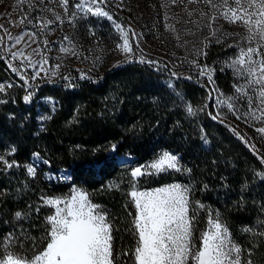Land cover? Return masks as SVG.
Instances as JSON below:
<instances>
[{
	"label": "trees",
	"instance_id": "16d2710c",
	"mask_svg": "<svg viewBox=\"0 0 264 264\" xmlns=\"http://www.w3.org/2000/svg\"><path fill=\"white\" fill-rule=\"evenodd\" d=\"M137 60H123L119 67L104 66L99 70L71 66L54 86L40 84L39 92L49 89L56 98L50 119L41 125L33 120L34 104L25 103L23 92L0 105V152L15 148L9 158L18 165L37 152L48 165L70 169L67 180L47 179L44 163L34 177L22 165L17 167L20 172H0V243L11 233L13 252L27 256L38 252L47 243L46 217L51 212L41 197L62 194L72 185L84 184L92 199L109 212L118 264H133L131 251L136 241L130 229L135 209L127 195L128 172L115 162V157L130 152L138 160H148L166 147L178 150L180 164L191 172L169 170L155 175L154 182L179 179L187 183L193 203L199 201L206 209L223 215L233 238L245 250L244 259L251 250L252 264H264V235L243 231L249 227L256 233L264 232L259 212L264 207V179L257 175L264 173V164L226 126L231 125L229 122L211 118L209 113L215 107L208 100V83L185 72H175L178 78L174 77L162 62L148 65ZM81 72L88 78L80 79ZM224 75L218 72L216 79L228 88L230 79ZM64 76L70 77L75 87H67ZM189 76L191 79H187ZM169 78H173L172 87ZM205 103L209 107L201 111ZM8 104L12 109H23L28 118L4 116ZM188 105L195 110L194 115L188 114ZM109 184L113 187L109 188ZM206 209L193 208L197 231L207 226ZM18 211L22 219L16 218ZM125 251L128 256L122 255Z\"/></svg>",
	"mask_w": 264,
	"mask_h": 264
},
{
	"label": "snow or ice",
	"instance_id": "6c2138e0",
	"mask_svg": "<svg viewBox=\"0 0 264 264\" xmlns=\"http://www.w3.org/2000/svg\"><path fill=\"white\" fill-rule=\"evenodd\" d=\"M52 2L53 0H49V3L45 0H15L14 8L18 15L0 12V60H5L8 67L23 81L27 92L23 97L25 103H30L34 95L33 91H29L33 87L30 80L35 81L41 77V73L49 78L59 73L60 63L49 65L48 53L51 48L47 33L52 30L51 25L57 22L63 25L65 18L69 24L74 22L78 14H83L85 18L93 16L112 21L122 40V43L116 45L117 49L124 55L125 62H134L135 53L130 41H136L137 34L130 28L125 30L114 22L112 15L102 7L106 0H77L71 5L74 9L71 12L70 0H54V3L63 10V15L49 6ZM171 2L175 4L177 0ZM187 2L189 4L202 2L210 9V13L202 11L201 15L208 17L207 27L212 30V35L219 31L218 28H213L219 18L231 24L242 25L247 33L242 37L246 44L241 46L237 43L236 54L226 62V67L233 71L238 80L232 96L225 97L219 94L214 81L215 68L206 64L201 65L196 60L191 61L199 76L206 77L208 84L212 86L208 90V100L213 103L216 111L215 114L209 115L213 120L224 123L222 109H226L237 120L244 119L246 123L264 125V0H187ZM49 13L53 18H49ZM191 14L189 12V15ZM12 29L19 31L14 33ZM92 35H95V32H92ZM64 42L72 43L70 37L65 35L59 51L79 58L74 47L65 46ZM219 42L217 39V43ZM136 47H139L138 41ZM201 55L206 53L201 52ZM136 62L148 65L158 63L148 60L143 55H140ZM121 63L117 62L114 67H119ZM29 68L33 70L31 77L27 75ZM172 75L178 78L177 73L173 72ZM87 78V73H80V79ZM63 79L68 81L67 87H75L70 77L64 76ZM12 86L11 83H0V93H4ZM172 86L170 83L169 87ZM6 102L0 100V103ZM208 107L209 104L205 103L204 108L200 110ZM187 112L189 115L195 114L191 105L187 106ZM226 126L249 147L260 163L264 164V156L260 155L255 144H250L231 125ZM255 131L264 137V126L256 127ZM112 150H116L115 144L112 145ZM15 151V148H11L8 155L14 154ZM34 155L39 161V154ZM0 164L7 169L19 166L15 161L9 162L4 155H0ZM169 170L191 172V169L180 164L178 155L163 151L150 163L132 167L127 173L129 177L127 195L135 209L130 229L136 241L131 251L133 264H252L251 250L247 251L248 259L245 260V250L233 238L219 212L214 213L212 209H206L199 201L193 203L190 198L192 189L189 186L170 183L151 190H140L141 178L159 175ZM27 172L34 177L36 168L30 165ZM257 175L264 179V173ZM108 187L112 188L113 185L109 184ZM204 187L207 188V185ZM41 200L43 204L54 209V213L46 217L48 225L46 246L31 257L18 255L9 251L14 240L9 233L4 237L0 264H118L119 257L114 255L113 249L114 225L108 212L93 203L87 191L73 188L69 196H42ZM194 207L207 211V226L199 232V236L196 235L197 216ZM15 216L22 219V213L19 211ZM260 223L264 225V221ZM243 231L264 235V232L256 233L249 227H245ZM122 255L128 256L129 253L125 251Z\"/></svg>",
	"mask_w": 264,
	"mask_h": 264
},
{
	"label": "rangeland",
	"instance_id": "374dc122",
	"mask_svg": "<svg viewBox=\"0 0 264 264\" xmlns=\"http://www.w3.org/2000/svg\"><path fill=\"white\" fill-rule=\"evenodd\" d=\"M45 2L49 3V0H45ZM75 2H77V0H70V12L74 10L71 8V5ZM14 5L15 0H0V12H12L14 16L18 15ZM49 6L54 7L57 12L63 15V10L54 3V0ZM102 7L112 15L115 23L120 24L125 30L130 28L137 34V40L130 41L135 53L134 58L138 59L140 55H143L148 60L166 64L173 72H185L187 75H192L196 79L208 83L207 78L199 76L198 70L192 65L191 61L196 60L201 65L206 64L216 69L214 81L215 87L219 90V94L225 97L234 95V85L238 83V80L234 76L233 71L226 67V62L230 57L236 54L237 48L235 45H237V43L241 46L246 44L242 37L246 36L247 33L242 25L238 23L231 24L223 18H219L213 25V28H218L219 31L216 32V35H212V30L207 27L209 23L208 17L201 15L202 11L210 13V9L202 2L189 4L187 0H177L175 4H173L171 0H106V4L102 5ZM189 12L192 14L189 15ZM48 16L49 18H53L51 13H49ZM50 28L52 30L47 33V38L50 41L49 46L51 48V51L48 53L49 65L60 63L61 67L58 75L54 77L49 78L46 77L44 73H41V77L37 78L35 81L30 80V84H32L33 87L30 88L29 91L34 92L31 101L32 104H34L33 120L39 125H41V122L44 121L56 107V98L51 95L49 89L39 92L38 89L40 84L44 82L48 84V88L54 86L56 80L71 66H86L93 70H99L104 66L115 65L117 62L125 60L124 55L116 47L118 43H122L120 33L115 29L113 22L108 21L106 18L93 16L85 18L83 14H78L72 24H69L67 18H65L63 25L57 22L51 25ZM12 31L15 33L19 31V29H12ZM92 32H95V35H92ZM65 35L69 36L72 41L71 44L64 42L65 46L74 47L75 51L79 54V58L59 51ZM129 35L131 36V33H129ZM42 38L43 37H41V39ZM217 39L220 40L219 43H217ZM137 41L139 47H136ZM229 45H233L234 47H229ZM201 52H205L206 55H201ZM222 68L224 69L223 71L220 70ZM32 72L33 70L31 68L27 70L28 77H31ZM218 72L222 75L226 74L224 76H229L230 82L228 88L218 83L216 79ZM15 75L17 76V74L8 67V64L0 60V83H11L13 85L11 88H7L4 93H0V100L7 101L12 95L16 96L19 92H23L24 96L27 94L23 86V81L20 80L19 76V79H17ZM168 82L172 84L173 78H169ZM239 82L242 83V81ZM1 104L4 103H0V105ZM12 108L13 106L8 104L7 108L3 110L4 116L6 114L9 119L14 117L28 118V114L26 115L23 109ZM215 111L216 109L213 111V114H215ZM222 111L224 112V120L234 125L243 133L249 143L255 144L256 148L259 149V153L264 156V137H261V135L255 131L256 127L264 125L255 122L246 123L244 119L237 120L235 116L227 112L226 109H222ZM9 151L10 150L0 152V155H4L5 158L11 162L14 160L9 158ZM163 151H169L172 154L178 155L180 158L178 150L176 151L172 148L163 147L162 150L157 151L156 154L148 160H138L132 153L122 152L115 157V162L120 166L122 165L128 172L132 167L150 163L161 155ZM34 154H37V152L33 153L27 162L19 164V167L21 165L23 166L26 173H28V166L31 165L35 167L37 171L39 166L45 161L39 153V161H37ZM44 164L46 165L44 176L47 179L67 180L70 178V169L68 166H51L47 163ZM2 170L6 173L8 169L5 168L3 164H0V172ZM11 170H18V172H20V169L17 167H13ZM126 177H128V175ZM153 177H155V175L141 178L139 181L140 190H151L170 183H180L189 186L179 179L157 184L154 182L156 179ZM151 182L154 183L149 185ZM73 188H80L88 193L90 192L84 184H78L72 185L69 190L62 194L43 196L66 197L69 196ZM127 191H129V184ZM89 196L93 203L100 205L108 212L107 208L101 203L92 199L91 194H89ZM263 209L264 207L259 211L261 212L260 218L262 221H264V215L262 214ZM50 210V214H53L54 209L51 207ZM220 217L226 223L225 219H223V215L220 214ZM14 228H16V225ZM199 231L200 230H198L197 233H199ZM0 244V253H2L3 243ZM9 251H13L11 247ZM17 254L25 257H31L33 255L27 256L26 254Z\"/></svg>",
	"mask_w": 264,
	"mask_h": 264
}]
</instances>
